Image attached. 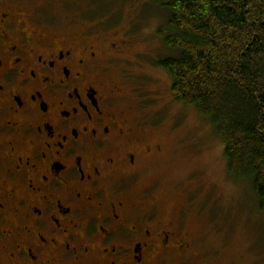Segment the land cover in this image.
<instances>
[{
    "label": "flooded vegetation",
    "instance_id": "af4514ba",
    "mask_svg": "<svg viewBox=\"0 0 264 264\" xmlns=\"http://www.w3.org/2000/svg\"><path fill=\"white\" fill-rule=\"evenodd\" d=\"M20 1L0 0V264H211L191 201L163 218L138 183L160 147L103 80L128 42Z\"/></svg>",
    "mask_w": 264,
    "mask_h": 264
},
{
    "label": "rangeland",
    "instance_id": "374dc122",
    "mask_svg": "<svg viewBox=\"0 0 264 264\" xmlns=\"http://www.w3.org/2000/svg\"><path fill=\"white\" fill-rule=\"evenodd\" d=\"M20 2L39 14L48 10L58 24L78 21L66 29L73 37L96 25L103 43L128 42L124 59L109 65L103 80L121 84L120 108L140 127V139L160 147L143 161L138 183L158 180L149 196L163 218L191 201L185 225L204 237L196 249L207 251L211 264H264V211L249 181L228 172L214 127L193 106L177 101L170 74L157 68L169 53L159 33L166 28L167 13L150 0Z\"/></svg>",
    "mask_w": 264,
    "mask_h": 264
},
{
    "label": "trees",
    "instance_id": "16d2710c",
    "mask_svg": "<svg viewBox=\"0 0 264 264\" xmlns=\"http://www.w3.org/2000/svg\"><path fill=\"white\" fill-rule=\"evenodd\" d=\"M150 1L167 13L157 68L214 127L228 172L249 181L264 211V0Z\"/></svg>",
    "mask_w": 264,
    "mask_h": 264
}]
</instances>
